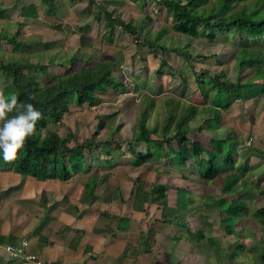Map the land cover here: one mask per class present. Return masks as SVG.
<instances>
[{
  "label": "rangeland",
  "instance_id": "374dc122",
  "mask_svg": "<svg viewBox=\"0 0 264 264\" xmlns=\"http://www.w3.org/2000/svg\"><path fill=\"white\" fill-rule=\"evenodd\" d=\"M90 1L60 0L54 15L56 17H50L46 10L41 19H23L15 14L11 20L0 22V34L5 29L9 35H16L25 45L14 50L13 45L3 41L0 45V62L29 60L46 64L49 67L46 70L35 69L33 72V76L40 82H47L69 69V59L72 56H76L74 68L77 70L97 64H116L114 72L116 77L122 78V87L98 94V102L92 106L85 104L79 107L75 102L69 103L70 111L63 116L60 123L50 124L49 130L61 136L73 134L75 141L70 145L80 144L92 136L98 123L96 117L103 115L106 127L98 141L113 139L120 142L123 150H113L111 157L115 161L112 166L105 165L110 158L105 154L108 151L105 148H94L91 153L86 152L87 165L84 172L89 173L90 180L100 177L98 192L107 198L106 202L112 201L117 193L123 199L120 202L129 207V202L134 198L133 191L152 188L155 192L158 184L167 182L177 187V191L171 193V198L181 208L168 212L163 218L184 225L186 228L183 232H190L197 227L199 231L205 232L206 243L213 247H219L221 243L226 249L227 244L221 239L224 227L220 224L222 211L218 209V202L223 196V184L228 181L227 176L233 169L228 168L226 163H219L222 168L227 169L224 174L221 173L213 181H203L198 176L193 160L184 166V171L189 176L186 179L182 177L181 168L172 166L168 159L153 160L150 164L132 167L128 162L132 158L127 151L128 144L139 135V120L144 113H147L149 127H157L159 130L167 121L171 110L169 106L173 102L172 111L176 115L174 122L190 106L196 108V113L188 122L190 131L187 137L191 142L202 143L209 152L212 139H229L231 143L239 144L234 151L237 165L245 163L246 158L250 157L251 149L264 139V95L256 98L246 95L233 102L228 110L221 109L220 124L213 122L211 128L205 127V121L215 116L216 107L206 101L198 88L197 80H202L205 73L212 77L222 75L224 81L232 82H236L240 74L252 77V68L240 72L238 58L242 50L259 48L264 51V37L246 40V37L239 39L238 35L229 34L226 39L219 33L212 40L202 35L193 38L175 32L170 14L153 0H147L144 4L141 0H97L92 4ZM251 8L249 11L257 9ZM102 9L114 16H121L125 22L133 20L138 25L139 33L132 36L118 28L112 41H109L110 29L105 15H100ZM18 20H25L28 24L21 32H15ZM48 22H52L56 28H44L43 25ZM81 37L87 46L80 47ZM139 39L149 43L140 44ZM163 59L168 66L160 74L158 69ZM9 85L10 81L4 79L0 73V91L6 94ZM200 128L202 131H199ZM153 138L161 139V133H154ZM137 149L144 150V145L140 144ZM177 149L189 154L186 145L180 141L174 142L169 150L173 153ZM202 157L210 159L206 153ZM249 161L250 166L257 165L256 158L251 157ZM0 166L8 165L2 160ZM254 168L240 175L238 186L241 181H245L253 189L252 196L245 198L251 205L246 216L249 223L251 220L248 227L253 226L256 229L257 226L259 230L264 227V221L256 218L254 212L264 206L259 191L264 183V173L262 168ZM235 173L240 174V171ZM80 177L81 174H76L70 184H81ZM232 202L225 203L221 209H226L228 213ZM175 212L177 214L172 215ZM206 218L211 219L210 228L216 229L213 233L218 236L217 239H221L220 242L216 239L209 240ZM242 232L247 237L244 241L250 242L249 247H253L257 255L259 246L263 248L264 242L260 244L253 236L254 234L258 238L256 231L253 234L249 230L247 233L244 230ZM197 233L194 236L199 237ZM236 233L233 234L232 241L234 251H239L241 242ZM246 247V251H250Z\"/></svg>",
  "mask_w": 264,
  "mask_h": 264
},
{
  "label": "trees",
  "instance_id": "16d2710c",
  "mask_svg": "<svg viewBox=\"0 0 264 264\" xmlns=\"http://www.w3.org/2000/svg\"><path fill=\"white\" fill-rule=\"evenodd\" d=\"M141 1L144 4L147 0ZM153 1L170 14L172 29L189 37L195 38L202 35L212 40L219 33L226 39L229 34L238 35L239 39L246 37V40L264 37V0ZM55 2L56 0H45L44 5L53 9ZM96 2L97 0H92L89 3ZM251 7H257V9L249 11ZM100 12V15H105L108 29H110L109 41H112L113 34L118 28L132 36L139 33L138 25L133 20L125 22L121 16H114L113 13L106 12L104 9ZM24 13L25 16L31 13L32 17H39L36 5L29 6ZM5 17H7V10L0 8V18ZM19 26L22 28L23 24H19ZM20 31L21 29L18 30V32ZM3 41L13 45L14 50H19L25 46L16 35H9L5 31L0 34V45ZM140 41L141 39H139ZM142 42L143 44L149 43L145 40V42L141 41L140 44ZM86 45L84 38L81 37V47ZM159 49L162 50L161 47ZM69 62L71 65L69 69L47 82H40L33 76L35 69L44 71L49 68L46 64L29 60L0 62V73L4 79L10 81L5 96L15 94L19 102L31 103L43 114V118L36 124L34 134L27 139L16 159L5 161L9 167L21 175L43 181L68 182L76 174L84 171L87 165L86 155L91 153L94 148L108 150L105 154L110 158L106 160V166H112L115 161L114 157H111L114 153L113 150H123L120 142L113 141V139L98 141L106 127L103 115L96 117L98 123L92 136L80 144L70 145L72 141H75L73 134L61 136L49 130L50 124L60 123L63 116L70 111L69 103L75 102L79 107L85 104L92 106L98 102V94L106 92L108 89H118L123 85L122 78L115 75L116 64H97L77 70L74 68L76 56H72ZM238 63L241 73L252 68V77H244L240 74L238 80L232 82L224 81L222 75L212 77L205 73L202 80H197L198 88L206 101H210L216 107L215 116L207 119L203 126L211 128L213 122L220 124L222 120L221 109L228 110L233 102L246 97V95L249 98L264 95V51L259 48L242 50ZM167 66L166 60H161L158 73L164 72ZM169 107L171 109L170 115L159 130L157 127L150 128L147 123V113L143 114L139 120V135L128 144L127 151L132 155L128 161L129 164L132 167H140L150 164L153 160L162 159L166 161L168 159L167 161H170L172 166L181 168L182 177L186 179L189 176L185 173L184 166L193 160L199 178L203 181H213L227 170L222 168L219 163H226L228 168L233 169V171L227 176L228 181L226 180L223 184L220 206L233 201L228 209V213L232 214L231 217H238L241 213L248 214L250 206L248 203L242 202V198L238 194L239 187L245 190L248 186L245 181H241L238 186V182L241 180V173L255 169L254 165H249V159L259 157V153L255 150L251 151L246 162L237 165L234 155L237 144L231 143L229 139H212L210 141L211 150L206 151L202 143L191 142L187 137L190 131L188 122L196 113V108L190 106L186 113L174 122L176 119V115L172 111L174 110V103L171 102ZM173 126L175 127L171 130ZM199 131H202V128ZM156 132L161 133V139L153 138V134ZM176 141L186 145L188 155L181 149L170 153L169 149ZM140 144L144 145V150L137 149ZM205 153L209 155L210 159L202 157ZM2 160H4L3 154L0 152V161ZM237 170L240 171V174L235 173ZM96 185L95 180L87 184L89 196H95ZM169 188V185L158 184L156 191L152 190V193L163 197ZM142 190V188L136 190L137 196L143 195L145 197V193L141 192ZM229 198L233 199L230 200ZM254 215L264 219V207L257 209Z\"/></svg>",
  "mask_w": 264,
  "mask_h": 264
},
{
  "label": "crops",
  "instance_id": "0c3cea01",
  "mask_svg": "<svg viewBox=\"0 0 264 264\" xmlns=\"http://www.w3.org/2000/svg\"><path fill=\"white\" fill-rule=\"evenodd\" d=\"M44 1L0 0V8L7 10V17L0 18V22L11 20L15 14L23 19H41L46 10L49 16L56 15L60 0H56L53 9L47 8ZM31 5L37 6L38 18L32 17L31 13L25 16L24 11ZM16 23L15 32L28 27L25 20ZM19 24L23 27L20 28ZM43 26L56 28L52 22ZM253 150L259 153V157H252L257 160L254 166L262 168L264 173V139ZM79 174L81 184L74 186L70 184L72 179L68 182L43 181L21 175L9 166H0V264H31L12 259L6 251L7 245H19L23 241L28 242V253L49 264H264V247L259 246V253L255 255L254 248L249 247L250 242H245L247 237L242 234L243 230L252 234L256 231L258 238L253 236L261 244L264 242V227L259 230L257 226L256 229L248 227L251 220L249 223L246 214L231 217L226 209H221L224 207L220 206L222 197L218 209L222 211L220 224L224 227V234L221 239L227 244L226 249L221 243L219 247L206 243L205 232L197 227L183 232L184 225L163 218L168 212L181 208L171 198L177 187L167 182L160 183L170 187L163 197L152 193V188H142L145 197L137 196L135 190L133 201L126 207L117 193L112 201L106 202L107 198L98 192V176L95 179V196H89L87 184L94 180H90L87 172ZM259 191L260 198L264 200V183ZM238 194L251 208L250 201L245 198L252 196L253 189L239 187ZM206 219L209 240L220 242L221 239L213 233L216 229L210 228L211 219ZM195 232L199 237L194 236ZM235 233L241 242L239 251H234L232 239ZM246 246L250 251H246Z\"/></svg>",
  "mask_w": 264,
  "mask_h": 264
},
{
  "label": "clouds",
  "instance_id": "9594fccd",
  "mask_svg": "<svg viewBox=\"0 0 264 264\" xmlns=\"http://www.w3.org/2000/svg\"><path fill=\"white\" fill-rule=\"evenodd\" d=\"M42 118L43 114L33 104L21 103L15 94L6 97L0 91V152L6 162L16 159Z\"/></svg>",
  "mask_w": 264,
  "mask_h": 264
},
{
  "label": "built area",
  "instance_id": "2783aa9c",
  "mask_svg": "<svg viewBox=\"0 0 264 264\" xmlns=\"http://www.w3.org/2000/svg\"><path fill=\"white\" fill-rule=\"evenodd\" d=\"M27 247H28V242L23 241L17 246L7 245L6 251L8 252V254L12 259H21L31 264H49L38 260V258L35 255L28 253Z\"/></svg>",
  "mask_w": 264,
  "mask_h": 264
}]
</instances>
